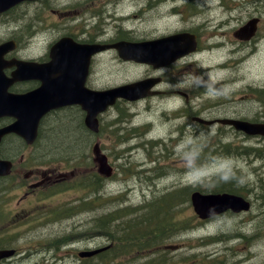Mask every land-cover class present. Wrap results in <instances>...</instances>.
<instances>
[{
    "label": "rangeland",
    "instance_id": "rangeland-1",
    "mask_svg": "<svg viewBox=\"0 0 264 264\" xmlns=\"http://www.w3.org/2000/svg\"><path fill=\"white\" fill-rule=\"evenodd\" d=\"M147 1L48 0L44 5L38 6L25 3L14 13L0 18V39L10 36L18 37L22 42L23 53L29 56L35 54L36 39L37 43L43 47L45 43L55 38L56 34L66 31L68 27L75 24L77 27L82 24V28L100 26L101 37L114 33L116 28H126L131 30L129 36L135 39L162 35L181 27L180 23L184 21L183 13H180V17L176 15L177 18L171 13H162V9H169L172 2L159 3L160 0H152V5L149 7ZM206 1L205 4L198 3L196 14L191 16L192 20L197 21V28L203 35L201 39L203 52L194 55L192 59L173 65L174 67L166 68L164 72L167 76L164 87L176 86L191 93L190 102L186 105L189 110L179 111L176 113V118L185 121L182 117L192 120L194 116H201L204 119L225 118L224 116L232 114L254 116L260 109V101L253 91L255 88L264 87V0H226L225 5H222L220 0H203V2ZM69 2L75 4L67 8L69 12H62L59 9L61 3ZM82 6L84 10L79 11ZM165 14L168 15L167 18ZM255 14H261L262 17L259 35L250 44L238 43L233 31ZM66 16L67 18H64ZM36 18H43V20L37 21ZM37 23L38 25H35ZM101 23L104 25H100ZM37 31L40 32L37 33ZM35 33L37 34L34 35ZM216 40L219 41L215 42ZM219 64L220 66L216 68ZM158 72L143 64L120 62L113 53H108L97 61L93 75L95 83L103 88L136 80L147 73ZM208 83L212 84L210 90H201V86H207ZM175 98L181 100L179 103L184 101L179 95ZM168 106L174 107V104ZM129 107L130 105L122 104L119 108L115 107L104 113L101 118L100 136L92 135L84 125L85 128L81 126L82 112L78 108L63 111L61 115L65 114V116L64 118L61 116L56 126L53 125L56 116L51 118L50 126L44 124L43 135L45 134L46 137L50 133V141L65 144L82 142L81 150L66 151L69 154L63 153L66 155L61 160L56 158V155L62 154L54 149L50 153H43L39 143L34 149L35 155L41 158L39 161L53 164L54 168L64 173L61 177L64 178L65 183L73 186L77 180H85L90 174H94V171H98L93 151L96 142L100 144L103 152L111 156L117 173L113 179L109 178L107 182L105 181V185H109V188L104 190L102 195L100 193H97V196L93 193L84 195L92 200L87 207L89 209L58 220L53 219V210L56 206L69 207L78 203L81 191H78L76 187L59 189L58 193L41 199L38 197L39 190H37L36 195L20 202L24 197V191L20 189L18 182L0 180V191L5 190L0 193L1 213L5 214L3 217L5 219L0 220V235L10 232V244L13 247L14 245L23 247L25 250L21 253L22 255L0 264H84L76 252L96 247L106 241L107 243L113 241L105 234H97L80 237L75 243L64 249L61 247L58 253L53 255L43 253L46 251L41 250L42 248L33 252L31 250L34 245H43L41 242L44 237L50 238L51 235H55L54 238H59L61 242L66 240L65 235L84 232L89 225L88 222L98 221L97 218L100 216L94 215H100L110 209H118L121 205L135 208L134 204L144 201L147 197L144 202L146 205L168 190L180 188L195 181L202 182L205 178L211 183L215 181L212 175L217 171L224 173L228 169H240L236 180L241 183L244 191L253 198L255 193L248 188L253 187L255 191L261 190V196H263L264 172H258L251 167L245 158L227 155L228 150H223L207 164V159L198 156V152L203 150L207 143L211 142L212 145L213 140L218 136L255 147L262 144L259 138L247 137L219 125L211 126L209 131L195 126L188 133L186 126H180L181 122L178 125L174 124L172 119H168L169 116H165L159 110L160 107L144 106L142 103L136 105L137 117L132 118V124L136 123L139 126L136 134L142 132V136L132 137L130 135H133V132L126 130L119 134L115 125L111 127L110 124H115L119 111L126 114ZM205 108L208 109L200 113V110ZM179 127H182V131ZM186 131L189 136L183 137ZM123 134L126 135L124 140H129L131 137L133 140L121 144L123 139H120V135ZM114 136V140H110V137ZM147 138L153 141L146 143ZM130 146H132L131 149ZM215 146L217 151L220 145ZM123 148L126 150L123 151ZM28 152H31V155L34 154L32 149ZM155 159L156 163L153 162ZM196 160L205 164L203 169L196 168ZM59 161L61 162L57 165ZM35 162V160L30 161L24 167L23 179H26L25 174L31 169L35 170L38 178H43L44 173L52 170L49 164L36 165L38 162ZM18 171L16 169V173ZM57 178L56 175L53 176V179ZM44 187L48 190L47 186ZM126 188L128 191H125ZM135 210L138 211V206ZM18 216L29 217L24 220L27 223L26 228L21 229L22 233H17L14 228L18 224ZM43 216H49L51 221L40 223V218ZM178 219L189 225L184 231L165 236L164 229L162 238L150 249L140 252L133 250V253L119 257V260L123 261L122 264H188L192 260L200 262L204 255L212 254L221 255L222 259L231 262L236 261L237 257L241 264H264L263 199L257 200L252 211L247 213L235 216L226 214L201 222H198L199 219L188 201L178 212ZM220 234L223 238H227V235L240 237L214 244H205V240H199L204 236ZM241 234L255 236V239L251 241L252 244L245 242ZM103 239L105 241L102 242ZM1 241L4 243L7 239ZM180 244L179 248L172 247V245ZM116 251L118 248L115 249ZM192 253L195 255L193 256Z\"/></svg>",
    "mask_w": 264,
    "mask_h": 264
},
{
    "label": "flooded vegetation",
    "instance_id": "flooded-vegetation-1",
    "mask_svg": "<svg viewBox=\"0 0 264 264\" xmlns=\"http://www.w3.org/2000/svg\"><path fill=\"white\" fill-rule=\"evenodd\" d=\"M47 1L48 0L25 1L19 5L11 8V9H9L8 11L0 12V18L14 13L19 6L24 5L25 3H29L30 5H34V6H38V5H44L45 3H47ZM220 1H222V0H220ZM151 2H152V0L147 1V5L149 7H151V5H152ZM167 2H172V4L169 7V9H167V10L162 9V13L163 14L164 13H171L173 15V17H176V18H177L176 15H178L180 17L181 14L183 13L184 21L180 23L181 27L176 28V29H174V31H171V32H168V33H165L162 35L135 39V38H132L131 36H129L131 34V30H128L126 28H118V29L116 28L115 32H114L115 34L109 33L107 36L101 37L102 29L100 26H93V27H89V28L83 27L82 28V24H79L78 27H77V24H75L71 27H68L66 29V31L56 34L57 36L55 38H53L52 40H50L49 42L45 43L43 47H41L42 45L37 43V39H36L34 47H36L37 49L35 51V54L29 55V56L25 55L23 53L22 42L18 37L10 36V37L5 38V39H0V46L2 47L1 57H3L6 61H12L14 59H17V60L29 61V62L36 63V64H44L47 62H51V60L54 61V58L63 57L64 54L70 49V47L77 46L76 43H79L82 45L93 44V43L94 44L95 43L100 44V45L106 46V49H104L103 51H100L98 53H94L92 55V58H91L92 68L90 71V75L88 77V86L90 88H101L95 83V81H94L95 77L93 75L94 73L92 72V70H96V63L103 55H106L108 53H113L115 55V57L118 58V60L120 62H124V63H135V62H137L134 59L125 58L121 54V51L118 48L113 47L114 44H116L119 41H123V40H126V41H149L151 39H157V38H161V37H165V36H169V35H174L177 33L189 32L192 34H196L197 37L199 38V43H201V39H202L203 35H202L201 31L197 28V21L192 20L191 16L196 14V6L198 3L205 4V3H207V1L206 2H203V0H160L159 1V3H167ZM224 3H225V1L221 2L222 5H225ZM74 4L71 2L61 3V6H59V9L62 12H69V10H67V8H70L69 6H72ZM94 7H96V6H94ZM103 7H105V5H103ZM83 8L84 7L82 6L79 11L84 10ZM70 17H72V16H70ZM167 17H168V15H166V18ZM64 18H67V16ZM59 19H57V20H59ZM36 20L41 21V20H43V18H36ZM35 25H38V23ZM100 25H104V24L101 23ZM39 32L40 31H37V33H39ZM37 33H35L34 35H36ZM117 33H119V35H117ZM62 37H69V38H67L68 39L67 42H68V44H73V45L70 46V45H66L64 43L59 44V41H60V39H62ZM237 42L241 43V40L237 39ZM1 57H0V60H1ZM193 57H194V55L186 56L184 59L173 63L171 66L176 65V64L180 63L181 61L185 62V60L192 59ZM146 66L148 68L153 69L154 71H157V72L159 71V72L158 73H147L146 75H144V77H152V78L160 77V78H162V81L158 86H156L153 89L154 90L153 94L147 96L143 100L145 102H141V103H144V105L145 104L151 105V106L154 105V106L160 107L162 109H165L168 105H172V104H174L175 108L176 107L181 108V103H179V102H181V100H179V98L178 99L175 98L178 95H179V97L180 96L183 97V100H184L182 103L183 106H186L190 102L191 93L188 92L187 90L185 91L181 88H177L176 86L164 87V85H166V79H167V76L164 73L166 71V68H164L163 70L162 69L157 70V69H154V67L152 65H146ZM171 66H169V68ZM14 70H15V66L14 67H7V68H5V73L8 76H11V74ZM40 84H41V80L38 79L37 76H33L30 79L14 82L10 86V91L14 92V93H26V92L35 90ZM169 95H171V97H167ZM121 103L126 104V105H130V107H132V105L136 104V103H128L125 100L121 101ZM147 105H145V106H147ZM70 107H76L80 110V107H78V105H72V106H69V108ZM121 116H122V114L118 113V117H121ZM232 116L240 117V115H236V114L232 115ZM213 120H215V119H213ZM14 121H15V118H13L11 116L2 117V118H0V128L13 123ZM218 125L221 126L220 124H218ZM122 126L130 128V125L122 124ZM101 129L97 133H93L91 131H90V133L92 135L95 134L96 136H100V134L102 132ZM114 138H115V136L110 137V140H114ZM96 140H98V138ZM20 141H22V140L20 139L19 135H17L16 133H7L1 139V141H0V158L11 160L13 163V168H12V171L9 175L0 176V180H4V181L15 180V181H17L19 186H20V189L23 191L25 190V195L28 196L31 194L32 191H34V190L36 191L38 188L44 186L45 183H47L48 181H50L53 178V176L51 173H48V174L44 173V177L39 179L37 177L38 176L37 173L34 172L35 170L31 169L30 172L25 174L26 179L22 178V170L24 169V167H26L27 164H29V162L32 159L30 158L31 152H28L26 150L24 151L21 149ZM16 169L19 170L17 173H16Z\"/></svg>",
    "mask_w": 264,
    "mask_h": 264
},
{
    "label": "water",
    "instance_id": "water-1",
    "mask_svg": "<svg viewBox=\"0 0 264 264\" xmlns=\"http://www.w3.org/2000/svg\"><path fill=\"white\" fill-rule=\"evenodd\" d=\"M11 1L15 0H1V2L5 3ZM257 21V19H253L248 24L244 25L241 28V36L243 32H246L243 34V36L246 38L253 35L256 30ZM188 36L189 34H180L166 40H159L155 43H131L130 46H133V48L148 46L150 50L154 47L156 48V51H165L169 48L174 50L177 48V51H175L173 56L169 58L176 59L186 53V47L189 44L186 42ZM158 54L145 53V55L152 59L151 62L155 66L165 65V61H162V54L160 52ZM135 55L143 59L149 58L147 56H143L141 51L136 52ZM82 60L83 56L81 55L80 59L75 58L72 63L67 65V67H63V75L66 76L65 81L64 83L55 85L54 87L49 84L52 79L46 77L48 76V68L32 71V67L29 64H24V66H22L18 71L19 75L21 74V77L24 75L37 76L41 78L45 77V82L40 89L26 95L10 97L7 91L5 92V102L3 98L2 101L0 100V105H3L4 103L6 104L3 105L4 108H0L6 111V113H11L10 110H8V108L11 107L16 111V114L19 117L18 122L15 125L12 127L10 126L5 130H1L0 135L6 131L13 130L22 134L29 143H32L37 137L39 124L42 117L53 108L72 103L82 104L83 108L87 111V125L90 128L97 130L98 114L107 109L109 105L115 103L118 97H125L127 99L134 100L149 93V87H151V85H147L143 81L122 85L103 91L85 89L84 82L86 81L87 66L89 65V62L86 61L84 63ZM1 76L2 74L0 70V81ZM6 113H1L0 116ZM228 122H232L238 129H241L249 134L264 135V123H250L240 120H232ZM94 151L97 155L96 160L100 162L101 172L109 175L111 173V167L107 162V156L101 153V149L98 144L94 146ZM1 167L8 169L9 164H0V169ZM5 172V170L3 172L0 170V173ZM192 200L195 210L203 218L212 216L229 208H232L234 211H241L242 209H248L250 206L244 198L236 197L227 193L201 194L199 192H195L192 195ZM13 253V250H0V259L12 255ZM84 254L89 253H82V255Z\"/></svg>",
    "mask_w": 264,
    "mask_h": 264
},
{
    "label": "trees",
    "instance_id": "trees-1",
    "mask_svg": "<svg viewBox=\"0 0 264 264\" xmlns=\"http://www.w3.org/2000/svg\"><path fill=\"white\" fill-rule=\"evenodd\" d=\"M261 96L264 97V90H262ZM53 125L56 126L57 123L54 122ZM49 134H47L48 135L47 137H45V134H44L43 139L39 141L40 148L42 150L54 149L56 151H63V152L81 150L80 144H82V142L65 144L64 142L50 141ZM207 149H209V147ZM204 151H200L199 155H205ZM67 154H69V152H67ZM237 173L238 175H235V174L227 175V174L221 173L220 177L215 179V181L211 183H209L208 181H205L203 184L201 185L199 184V187L202 191H226L227 190L231 192L241 193L243 188L241 186V183L237 182L236 180V178L239 177L240 171H238ZM90 185L91 183L85 184L82 181L79 182V186L82 188L90 186ZM95 188L94 190H97ZM184 190H187L188 193H190L191 191L189 187H184L182 189L168 190L164 192L162 195L156 197L155 200L151 201L148 204L149 210L145 211L143 214H141V216L138 215L139 219H136L138 217L130 218L134 220L129 219L130 221L128 222L127 218L123 217L125 216V214L118 215L115 221L118 220L119 226H116L114 224L115 221L113 220H112L113 223L108 221L109 219L107 220L106 226L107 228L112 227L118 233H124L123 240L126 241L127 238L129 242L132 240V242L130 243L131 246L139 245L140 247H147V246L153 245V243L158 242L159 239L161 238V232L163 231V228H161L160 225L162 223L163 224L166 223L167 225H170V226L172 224L177 225L176 222L173 223V221L170 220V218L174 215L175 209L176 207H178V204L180 202H183L185 199H187V197L186 198L182 197V199L180 200L178 199L180 195L184 194ZM138 224H139V227H138ZM115 227L117 229H115ZM137 228L138 230L135 234L134 231ZM241 235L245 237L244 234H241ZM128 249L129 247L126 246L125 250H128ZM199 261L200 262H195V263L191 262L190 264H225L226 263L225 259H219L217 257L214 259L209 258L208 260L206 258L204 259L202 258Z\"/></svg>",
    "mask_w": 264,
    "mask_h": 264
}]
</instances>
